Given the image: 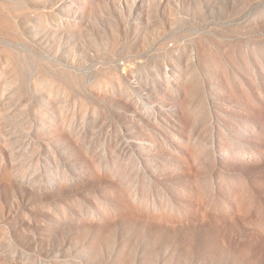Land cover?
I'll return each instance as SVG.
<instances>
[{
	"label": "rangeland",
	"instance_id": "obj_1",
	"mask_svg": "<svg viewBox=\"0 0 264 264\" xmlns=\"http://www.w3.org/2000/svg\"><path fill=\"white\" fill-rule=\"evenodd\" d=\"M0 264H264V0H0Z\"/></svg>",
	"mask_w": 264,
	"mask_h": 264
}]
</instances>
